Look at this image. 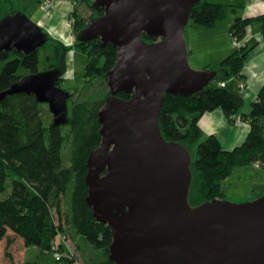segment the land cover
<instances>
[{
  "label": "water",
  "instance_id": "95a60500",
  "mask_svg": "<svg viewBox=\"0 0 264 264\" xmlns=\"http://www.w3.org/2000/svg\"><path fill=\"white\" fill-rule=\"evenodd\" d=\"M199 1L93 0L102 13L75 35L117 48L96 113L100 141L87 155L85 174V200L111 230L114 264H264V192L190 204V153L159 125L165 93L189 96L217 75L215 67H192L186 55L183 31ZM51 38L20 9L0 15V51L27 54ZM61 77L60 65L22 74L0 90V99L33 93L47 103L53 124L65 123L71 93L57 84Z\"/></svg>",
  "mask_w": 264,
  "mask_h": 264
},
{
  "label": "trees",
  "instance_id": "16d2710c",
  "mask_svg": "<svg viewBox=\"0 0 264 264\" xmlns=\"http://www.w3.org/2000/svg\"><path fill=\"white\" fill-rule=\"evenodd\" d=\"M92 1L85 0V3L93 15L101 14L102 8L93 9ZM6 3L11 4L12 0H0V15ZM233 6L201 0L190 10L189 20L195 25L211 27L226 15L229 7L234 10ZM79 22L75 23L77 31L86 23ZM254 22L258 31L264 34L262 12L254 16H235L228 28L229 36L242 41L247 28ZM143 38L154 39L145 33ZM75 41L86 51L83 76L106 78V72L116 59V46L110 42L102 44L97 39L77 41L75 38ZM243 46L244 43L234 46L219 60L215 66L217 75L203 90L189 96L165 93L162 101L159 125L163 136L185 145L196 143L191 168L197 174L196 190L200 201L223 197L222 180L235 165L250 164L254 160L264 164V83L250 102L249 111L241 114L250 128L240 144L223 148L217 134L201 137L198 125L199 117L215 108H220L235 121L234 114L243 104L237 86L248 50ZM65 48L63 43L56 41L55 56L60 58V49ZM0 63H3L0 66V90L19 78V66L29 72L38 70L36 51L26 54L16 49L2 50ZM219 81H225V84L219 85ZM107 94L108 90L102 96L74 102L70 109L68 107L67 121L62 124L44 123L41 102L33 93L6 94L0 99V240H6L5 260L0 264H32L29 260H15L8 250L13 242L12 233L25 245L34 244L40 251L49 252L51 241L63 231L62 220L55 218L54 211L60 213L65 196L69 207L65 212V223L101 253L87 264H114L108 257L111 230L106 223L92 216L91 207L85 200L86 158L100 141L96 113ZM117 95L128 97L123 91H118ZM64 150H67L66 155Z\"/></svg>",
  "mask_w": 264,
  "mask_h": 264
},
{
  "label": "rangeland",
  "instance_id": "374dc122",
  "mask_svg": "<svg viewBox=\"0 0 264 264\" xmlns=\"http://www.w3.org/2000/svg\"><path fill=\"white\" fill-rule=\"evenodd\" d=\"M212 2H224L225 0H208ZM241 1V0H240ZM253 3L251 0H243V6L237 8L233 6L232 8L235 9L233 11L230 7L228 8L226 15L223 18L218 19L212 27H205L193 24L190 20L184 27L183 35L186 42V55L189 64L194 68H202L206 64L207 61L212 63L211 65H215L213 63L217 62V58L220 55L224 56L229 49H232L234 46H239V44L244 43V47H247V53L251 50L252 45L249 46L246 43L247 39H239L236 44H232L231 37L227 33V25L229 26L230 21L232 23L236 13H243L247 10L250 5ZM53 4V0H52ZM246 6V7H245ZM245 7V8H244ZM22 10L27 16H29L33 21L37 22V19L45 14L46 9H43L40 6V0H12V3H6L2 6L1 15H6L15 10ZM71 11V12H70ZM69 12H67V16L65 17L67 27H68V34L70 37L66 36H56L51 34L45 26L41 25V27L46 30L51 39L47 40L44 44L40 45L35 51L37 54V69L44 70L55 67L57 65L62 66V78L59 79L58 85L62 88H66L69 91H72L70 98L67 100L69 109L71 108L72 104L78 100L83 98H96L102 96L108 90L107 80L101 76H93L90 78H85L83 76L84 73V65L86 59V51L82 48L78 47L75 41V35L77 30H75V23L80 22H88L89 17L93 15V11L90 7L85 4V0L82 4L81 10L77 11L74 7H71ZM240 11V12H239ZM70 16L75 18L73 24H69L67 20ZM229 19H231L229 21ZM79 22V23H80ZM255 22L249 25V29L251 30V26H255ZM247 29L246 35H251ZM56 41L61 42L66 47L65 49H60V58L55 56V48H56ZM246 48V49H247ZM246 53V55H247ZM222 58V57H221ZM246 59V58H245ZM3 63H0L2 66ZM21 75L26 74L29 71L19 66L17 70ZM246 82V81H245ZM245 88V87H244ZM239 91H241L239 89ZM41 114L45 124H48L52 121V113L48 109V105L45 102L41 103ZM235 119H241V116L234 117ZM235 122V121H234ZM247 122V121H246ZM237 123V122H236ZM242 123V122H241ZM191 157V161L195 157V149L196 143H190L186 145ZM67 150H64V155H66ZM242 169H245L248 172L252 171V168H259L256 166L250 165H241ZM264 168V167H260ZM233 175H230L228 181H224L227 190L224 191L225 195L223 197L233 200V201H240L247 198L255 197L262 192H254L253 195L247 196L244 195V192L235 195V191H233V186L239 182H243L242 180L238 182L236 178V174H238L240 169H236ZM244 171V173H246ZM243 173V172H242ZM252 173V172H251ZM236 180V181H233ZM234 184H231V183ZM248 181H246L247 184ZM196 183H197V174L194 168H192V177L190 182V187L188 191V202L190 204H197L200 202V195L196 190ZM230 186V187H229ZM230 188V189H229ZM228 192V193H226ZM231 194V195H230ZM68 198L65 196L62 199L60 213H56L54 211L55 218L58 217L62 220V227L63 231L61 232L64 236L65 241V248L69 249L73 259L77 262V264H87L93 258H98L101 253L97 249H93L90 245L84 240V238L78 235L74 229L67 223H65V212L68 210ZM13 235V242L8 246V250H13L15 256L22 257L21 251L26 246V259L30 260L32 264H56L52 258L50 252L47 251H40L39 248L34 244L25 245L23 241L16 235ZM6 243L5 239L0 241V263L5 260L4 256V244ZM3 255V256H2Z\"/></svg>",
  "mask_w": 264,
  "mask_h": 264
},
{
  "label": "crops",
  "instance_id": "0c3cea01",
  "mask_svg": "<svg viewBox=\"0 0 264 264\" xmlns=\"http://www.w3.org/2000/svg\"><path fill=\"white\" fill-rule=\"evenodd\" d=\"M251 1H253V3L247 10H245L243 13L239 11L240 13H236L235 16H254L264 12V0ZM83 2L84 0H53L52 6L46 9L45 14L39 17L37 21L39 24L45 26V28L53 35H67V37H70L68 34V27L65 17L67 16V12L70 11L71 7H74V11L75 9H77V11L81 10ZM225 3L233 4L237 8L243 6V0H225ZM233 11H235V9ZM230 20L231 19H229V21ZM249 27L247 29H249ZM228 28L229 26L227 25V33L229 34ZM249 32H251V35L247 36L245 34L243 39L244 41L247 39L246 43H248L249 46L252 45V48L246 55L243 69L241 71V77L239 78L246 81L245 88L240 91L243 98V104L240 110L234 114V117H239L241 114L247 113L249 111L250 102L255 99L261 84L264 83V34L258 31L256 25L251 26V30L249 29ZM233 48L224 53V56L230 53ZM221 57H223V55H220V57L216 59L217 62L213 63L215 65H211L212 63L207 61L204 67H208V65L211 67L217 66ZM198 125L201 130V137H205L210 133L217 134L220 138L223 148L226 149H230L233 146L240 144L246 137V134L250 128L249 123L246 121H242V123L231 121L229 117H227L221 111L220 108L205 111L199 117ZM242 165L244 166L250 164ZM236 169H240V172L236 174L238 182L241 180L243 182H239L233 186L232 190L235 191V195L244 192V195L251 196L254 192H264V168L254 167L252 168V171L247 173L245 169H242L241 165H235L233 171L222 180V191L224 195V191L227 190L226 186L230 185L227 184L225 186L224 181H228L230 175H233L234 171H237ZM244 171H246V173H244ZM246 181H248L247 184ZM26 250L27 248L25 246L23 251H21L22 257L15 256L13 250H10V252L12 253L15 260L24 261L27 260L25 255ZM3 262L4 260L2 259L1 263Z\"/></svg>",
  "mask_w": 264,
  "mask_h": 264
},
{
  "label": "built area",
  "instance_id": "2783aa9c",
  "mask_svg": "<svg viewBox=\"0 0 264 264\" xmlns=\"http://www.w3.org/2000/svg\"><path fill=\"white\" fill-rule=\"evenodd\" d=\"M40 6L43 9H48L52 6V0H40ZM74 21L75 18L73 16H70L67 20L69 24H73ZM231 42L233 45L236 44L237 39L235 38V36L232 37ZM224 84L225 81H219V85ZM237 86L238 89L242 90L246 86V82L240 79ZM235 122L241 123L242 120L237 118L235 119ZM250 164L256 167H264V164H262L259 160H254ZM49 252L51 253L52 258L56 264H77V262L73 259L69 249L65 248L64 236L61 232L57 233L51 241Z\"/></svg>",
  "mask_w": 264,
  "mask_h": 264
},
{
  "label": "flooded vegetation",
  "instance_id": "af4514ba",
  "mask_svg": "<svg viewBox=\"0 0 264 264\" xmlns=\"http://www.w3.org/2000/svg\"><path fill=\"white\" fill-rule=\"evenodd\" d=\"M70 96H71V95H70ZM69 98H70V97H69ZM69 98H68V99H69Z\"/></svg>",
  "mask_w": 264,
  "mask_h": 264
}]
</instances>
